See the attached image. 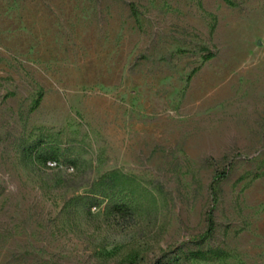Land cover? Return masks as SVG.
<instances>
[{"label":"rangeland","instance_id":"1","mask_svg":"<svg viewBox=\"0 0 264 264\" xmlns=\"http://www.w3.org/2000/svg\"><path fill=\"white\" fill-rule=\"evenodd\" d=\"M0 264H264V0H0Z\"/></svg>","mask_w":264,"mask_h":264},{"label":"trees","instance_id":"2","mask_svg":"<svg viewBox=\"0 0 264 264\" xmlns=\"http://www.w3.org/2000/svg\"><path fill=\"white\" fill-rule=\"evenodd\" d=\"M209 58V57H208ZM43 95H40L39 99L36 102V106H38L42 101ZM35 156L37 159L42 160L43 162L47 163L48 161H53L55 164L59 160L58 153L56 151H45V149H40L39 147L35 150ZM228 171H222L218 173L210 184V193H211V205L209 206L207 213H206V222L207 228L202 235L196 236L191 242L192 243H201L206 241L210 238L215 230H216V221H215V213H216V205L219 199V187L222 182L228 177ZM93 205L100 206L101 200L93 197ZM133 209L128 204H120L117 207V211L120 214H126L127 216L133 214ZM173 252V251H172Z\"/></svg>","mask_w":264,"mask_h":264}]
</instances>
